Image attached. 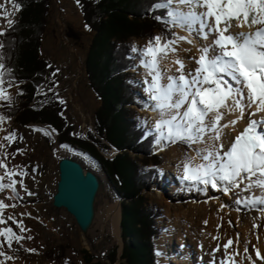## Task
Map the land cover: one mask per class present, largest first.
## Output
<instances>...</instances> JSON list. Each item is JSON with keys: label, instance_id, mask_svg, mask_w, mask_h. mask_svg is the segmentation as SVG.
Here are the masks:
<instances>
[{"label": "snow or ice", "instance_id": "snow-or-ice-1", "mask_svg": "<svg viewBox=\"0 0 264 264\" xmlns=\"http://www.w3.org/2000/svg\"><path fill=\"white\" fill-rule=\"evenodd\" d=\"M15 7L18 9L19 5ZM151 8L165 10V16L155 19L166 26L181 28L189 36L195 33L207 43L197 49L195 69H188L179 56L182 41L193 43L188 36L169 38L160 34L150 38L143 48L132 46V52L137 54L140 66L145 69L147 86L144 91L152 102L147 107L158 114L146 135H152L155 146L161 150L177 143L192 150V154H185L179 166L182 181L210 186L225 195L241 189V185L245 192L258 189L260 195L249 197L243 203L249 207L264 206V118L247 119L243 130L227 143L224 131L235 129L252 108L255 111L249 116L264 114V0H157ZM8 23L13 21L9 19ZM239 27H248L250 31H232ZM169 59L176 65L178 75L162 70V62ZM4 67L0 62V69ZM2 83L0 79V85ZM0 100H10L3 87H0ZM228 116L234 118L222 123ZM142 123L147 124V121ZM16 139L15 132L3 137L9 146ZM17 154H23V150L9 153L0 144V194L11 192L10 196H0V225L11 220L20 233H25L31 230L23 226L22 220L16 221L11 214L5 219V211L18 206L6 201L22 199L17 185L27 195H32L24 183L27 173L20 170L19 165L9 166V156L14 159ZM235 203L239 205L242 201L237 199ZM261 211L264 212V208ZM0 238L3 240L0 264L14 260L13 255L4 251L5 244L9 250L16 251L14 243L32 239L8 227H0ZM233 243L229 239L223 245L225 259L221 264H236L235 257L239 253H228ZM244 252H248L247 247ZM255 256L264 261L259 250Z\"/></svg>", "mask_w": 264, "mask_h": 264}, {"label": "trees", "instance_id": "trees-1", "mask_svg": "<svg viewBox=\"0 0 264 264\" xmlns=\"http://www.w3.org/2000/svg\"><path fill=\"white\" fill-rule=\"evenodd\" d=\"M14 1L19 5L18 16L0 35V62L5 65L0 79L4 84L19 85L10 99L19 103L2 104L1 110L5 116L15 117L19 126L40 123L51 127L59 143L79 148L102 168L121 200L123 248L119 257L118 247L109 252V264H156L154 240L162 232L157 222L161 211L143 192L149 191L162 158L152 154L154 138H144V124L130 107L137 100L128 70L137 59L131 39L149 40L154 31L172 37L165 24L155 19L164 16L165 10L151 8L157 0H74L91 31L84 71L99 100L95 134L89 131L82 136L75 135L74 126L62 116L64 103L54 99L53 93L38 94L56 70L40 53L51 0ZM109 149L117 151L112 158L104 156ZM107 262L94 261L83 251L84 264Z\"/></svg>", "mask_w": 264, "mask_h": 264}, {"label": "bare ground", "instance_id": "bare-ground-1", "mask_svg": "<svg viewBox=\"0 0 264 264\" xmlns=\"http://www.w3.org/2000/svg\"><path fill=\"white\" fill-rule=\"evenodd\" d=\"M2 1L0 0V5L4 4ZM4 24L3 12L2 8H0V30H2ZM232 31L247 33L250 29L248 27H239L234 28ZM177 33L178 36H188L193 40L191 44L183 41L180 43L179 56L185 60L188 69H195L197 65L194 60L199 56L197 49L206 44L207 41L200 39L195 33L189 36L187 31L178 27ZM161 68L168 72V74L178 75L175 71L176 65L171 62V59L163 61ZM254 111L255 108L248 110L245 120H241L235 129L228 128L224 130L226 133V143L229 139H234L235 135L243 130L247 119L259 120L264 118V114L249 116V113ZM147 116L153 124L158 118V114L152 111L151 108H148ZM233 118L234 116H228L222 123ZM41 128L43 129L44 127L41 126ZM0 129H2L0 131V144L4 145V150L9 153L23 150V154L15 155L14 159L9 156V166L14 167L15 165H19L20 170L27 173L24 177V183L27 185L28 191L32 193L30 196L27 195L17 185V190L20 192L22 199L6 201L10 204L16 203L18 206L14 209L8 208L5 211V219L7 215L11 214L16 221L22 220L23 226L31 231L20 233L11 220H8L5 225H0V227L12 228L18 235H30L32 237L30 240H21L20 244L14 243L13 248L16 251L9 250L7 245H4V251L14 256V260L8 261L7 264H40L38 254L34 252L46 243L54 241L55 235L61 236L66 241L71 240L77 245L82 244L85 241L86 235L81 234L75 226L73 218L64 209L55 210L51 205V197L55 190V184L50 179L51 174L48 168L51 166L53 157L46 158L42 155L41 158H37L40 150L39 147L43 141L40 136L34 135L31 132L34 129H38V127L33 125L30 128L20 129L12 121L8 120L0 121ZM44 131L46 132L47 128H44ZM12 132L17 133V139L9 146L3 140V137ZM21 137H25V140L22 141ZM36 143L38 144L35 146ZM162 150L161 152H166L169 157V162L165 166V174L167 175L168 185H171L170 191L174 192L171 203H168L169 206L166 207V214L167 217H173L174 221L171 223V226L170 223L167 224L169 230L165 231L162 237L157 239V248L167 255V258H162L163 261L161 263L221 264V261L225 259L223 245L229 239H232L234 243L228 249V253H239L235 257L236 264H264V261L257 260L255 256L256 250H259L264 255V212L261 211V208H264V206L259 205L260 208L253 213L250 212V209L249 211L244 210L240 212L245 215H240V213H235L234 210H229L231 194L237 189L225 195L222 191L214 190L210 186L191 185L188 182L182 181L180 178L182 168L179 166L184 159L183 152L179 151L175 144H170ZM190 154H192V150ZM16 179H19V177H16ZM10 195V191L0 194V196ZM154 198L161 200L160 193L155 194ZM222 205H224L223 208L221 207ZM216 210L219 212V217L215 216ZM200 211L206 212L204 217H200ZM59 213H63L64 215H59ZM181 215L185 217V225L177 224V220H179L178 218ZM199 218L203 220L206 218V229L203 226L204 221L202 222V219ZM94 222L97 223V227L107 229L113 235L115 241L120 243V207L117 203L111 207L107 206L105 212L99 215V218L96 217V221L94 219ZM70 223L74 224L73 229L70 228ZM53 230L55 231V235ZM0 243H3L2 238H0ZM176 246L178 247L177 249L175 248ZM218 247L219 250H217ZM245 247L248 248L247 253L244 252ZM25 248L35 249V251H25ZM77 262L80 264L79 261Z\"/></svg>", "mask_w": 264, "mask_h": 264}, {"label": "rangeland", "instance_id": "rangeland-1", "mask_svg": "<svg viewBox=\"0 0 264 264\" xmlns=\"http://www.w3.org/2000/svg\"><path fill=\"white\" fill-rule=\"evenodd\" d=\"M2 3H4L2 8L3 20H5L2 30H4L7 26L11 25L8 23L9 19L14 22V20L17 18L19 8L17 9L15 7L17 4L14 0H3ZM2 30H0V32ZM167 32L170 33V35H173L172 38L178 36L177 28H170V30H167ZM157 34L158 33L154 31L153 37ZM148 41V39H132L130 43L132 46L135 45L138 48H143ZM90 42L91 31L84 24L79 8L74 0H51L47 18V26L41 41L40 53L41 57L54 66L56 70L53 76H51V78L47 80V82L39 89L38 94L48 95L53 93L54 99L60 102L63 101L64 109L62 116L65 118L68 124L74 126L75 135L82 136H85L89 131L92 132V134H95L94 114L99 107V100L90 88L84 71L85 59ZM134 64V69L130 70V72H134V77L132 79L140 87L138 90L140 93H137V99L140 102H144L145 108L137 109L132 106V109L133 111H136L138 119L147 121V124H144V128L146 132H148L151 130L153 122L147 116L149 108L147 105L151 104L152 102L149 100L147 93L144 91L145 87L147 86L144 83L146 79L145 69L140 66L139 60H136ZM51 84L53 85L52 88H50ZM0 87L4 88L5 93L11 99V97L16 94L18 86L2 83ZM17 100L18 99L9 101L0 100V117L4 118L0 121H12V123L20 129L30 128V126L34 125L41 130H34L31 132L34 135L40 136L41 140L43 141L41 144L42 147L39 145L40 150L39 154H37V158H41L42 155H44L46 158L51 156L53 157L54 162L52 161L48 170L51 174L50 179L54 182V184L57 181L58 161L65 157L75 159L80 162V164H82L86 170H91L101 182L94 203L95 221L96 217L99 218V215H102L105 212L107 206L111 207L117 203L121 210V201L116 195L115 190L102 172L99 165L89 156L82 154L79 150L74 149L67 144L59 143L56 132L50 127L45 126L47 128L46 133H48L46 135L44 131L45 127L42 129L41 126L43 125L41 124H28L24 127H21L15 122L14 117H7L4 115L3 110H1V105L3 103H19V100ZM25 137H22L21 140H25ZM37 144L38 143H36L35 146ZM175 146L179 151L183 152L184 157L186 153L189 154L191 151V149H189L185 144L177 143ZM152 152L161 156L162 163L159 165L158 175L153 178L150 191L143 192V194L149 203L156 204L157 208L161 211L162 217L158 219V221L161 223V226L164 228L163 233L159 237L161 238L164 232L169 230V228H167V224L170 223L171 226V223L174 221L173 217H167L166 214V207L169 206L168 203H171L174 192L170 191L171 185H168L167 175L165 174V166L169 162L168 154L166 152H161V148L155 146V144L153 145ZM114 154L115 151L111 149L106 155H103L106 158H111ZM243 187L244 186H242L241 189ZM241 189H237L231 194V204L228 209L234 210L235 213H240L244 210L249 211V209L251 210V213L256 212V210L260 208L259 205L256 206V208L249 207L246 206L243 201L249 197L256 196V194L260 195L259 190L253 189L252 191L245 192ZM158 192L160 193L161 200L154 198V195ZM237 199H240L242 203L239 205L236 204L235 201ZM205 213L206 212L204 211H200V217H204ZM65 214L68 215L66 212ZM59 215L64 214L59 213ZM240 215L245 214L240 213ZM215 216L219 217V212L217 210L215 211ZM178 219V225H185L184 216L181 215ZM201 221H204L203 226L206 229V218L204 220L202 219ZM74 224L70 223L71 229L74 228ZM53 233L55 235L54 230ZM120 240V243L115 241L113 235L109 233L107 229H101L97 227V223L94 222L89 233L85 237V241L82 244L77 245L71 240L66 241L63 240L61 236L55 235L54 241L46 243L41 248H38L34 253L38 254L40 264H78L77 261H79L80 264H84L83 251L89 252L90 255H92L94 261L99 260L102 262H107L106 259L109 255V252L113 248L118 247V257L121 253L123 245L121 230ZM155 243H157V239L155 240ZM175 248L177 249L178 247L176 246ZM50 252H53V255L50 254ZM162 258H167V255L160 251V255L157 257V264H162ZM114 264H118V262Z\"/></svg>", "mask_w": 264, "mask_h": 264}, {"label": "water", "instance_id": "water-1", "mask_svg": "<svg viewBox=\"0 0 264 264\" xmlns=\"http://www.w3.org/2000/svg\"><path fill=\"white\" fill-rule=\"evenodd\" d=\"M98 190V177L91 170L84 169L74 159L65 157L58 161L51 205L57 210L64 209L83 235L88 234L94 222V203Z\"/></svg>", "mask_w": 264, "mask_h": 264}]
</instances>
